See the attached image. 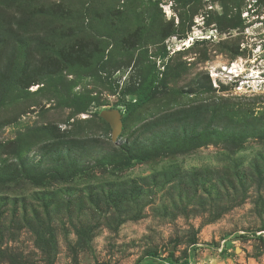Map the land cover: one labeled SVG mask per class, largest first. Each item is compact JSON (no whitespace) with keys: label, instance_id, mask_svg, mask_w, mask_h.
<instances>
[{"label":"rangeland","instance_id":"rangeland-1","mask_svg":"<svg viewBox=\"0 0 264 264\" xmlns=\"http://www.w3.org/2000/svg\"><path fill=\"white\" fill-rule=\"evenodd\" d=\"M0 264H264V0H0Z\"/></svg>","mask_w":264,"mask_h":264},{"label":"water","instance_id":"water-1","mask_svg":"<svg viewBox=\"0 0 264 264\" xmlns=\"http://www.w3.org/2000/svg\"><path fill=\"white\" fill-rule=\"evenodd\" d=\"M99 117L108 124L111 130V141L116 143L123 130V122L119 109L102 110Z\"/></svg>","mask_w":264,"mask_h":264},{"label":"trees","instance_id":"trees-1","mask_svg":"<svg viewBox=\"0 0 264 264\" xmlns=\"http://www.w3.org/2000/svg\"><path fill=\"white\" fill-rule=\"evenodd\" d=\"M137 95L139 96L138 99L134 102H125L123 103V105H121L120 103L117 104V105H121L124 107L125 111L124 113H120L121 114V120L122 122H124L125 118H126V114L132 112L134 109H136V107L141 104V103H146V102H149L150 101V96L147 95V94H143V92H141L140 89H137ZM50 177L52 178H57L59 176L58 173H52V174H49Z\"/></svg>","mask_w":264,"mask_h":264},{"label":"bare ground","instance_id":"bare-ground-1","mask_svg":"<svg viewBox=\"0 0 264 264\" xmlns=\"http://www.w3.org/2000/svg\"><path fill=\"white\" fill-rule=\"evenodd\" d=\"M219 67L222 68L225 73H227L228 75L232 76L233 78L239 77L240 73L243 72V69L241 68L239 63L233 64L232 66H230V65H222L221 64V65H219ZM215 69L216 68L214 67L213 70H215ZM252 74L253 75H250L251 76L250 79L254 78V76H255L254 75L255 73H252ZM255 82L256 81H253V83H255ZM243 84H245V83H243Z\"/></svg>","mask_w":264,"mask_h":264}]
</instances>
